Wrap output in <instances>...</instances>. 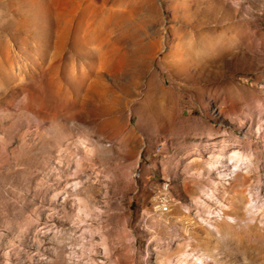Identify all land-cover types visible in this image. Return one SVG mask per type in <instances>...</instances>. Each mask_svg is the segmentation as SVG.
Listing matches in <instances>:
<instances>
[{
	"label": "rangeland",
	"instance_id": "1",
	"mask_svg": "<svg viewBox=\"0 0 264 264\" xmlns=\"http://www.w3.org/2000/svg\"><path fill=\"white\" fill-rule=\"evenodd\" d=\"M0 264H264V0H0Z\"/></svg>",
	"mask_w": 264,
	"mask_h": 264
}]
</instances>
